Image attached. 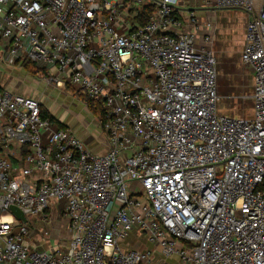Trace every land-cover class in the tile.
<instances>
[{
  "label": "built area",
  "instance_id": "1",
  "mask_svg": "<svg viewBox=\"0 0 264 264\" xmlns=\"http://www.w3.org/2000/svg\"><path fill=\"white\" fill-rule=\"evenodd\" d=\"M195 1L0 0L6 62L55 67L49 85L101 103L108 145L0 84V264H264V0H203L250 16V117L219 109ZM57 215L68 235L51 246Z\"/></svg>",
  "mask_w": 264,
  "mask_h": 264
},
{
  "label": "rangeland",
  "instance_id": "2",
  "mask_svg": "<svg viewBox=\"0 0 264 264\" xmlns=\"http://www.w3.org/2000/svg\"><path fill=\"white\" fill-rule=\"evenodd\" d=\"M191 5L197 10L201 22L210 19L213 22L215 32L214 36V51L217 57V90L220 95L219 109L227 115H235L237 117H250L252 114L253 101L251 99L252 85L250 70L245 66L241 59V50L246 31V26L249 20V14L240 8H210L205 9L206 5L203 0H196ZM137 8L138 5H135ZM204 31H201L203 34ZM2 47L0 46V53ZM230 65H236L238 70H241V77L244 80V85L241 91L232 90L233 82L240 84L241 80L238 75L230 77L227 67L220 63L224 62ZM226 69V70H225ZM7 72V66L0 62V76H4ZM233 79V80H232ZM239 80V81H238ZM63 91V93H62ZM50 114L63 123V127H71L74 131L79 130L82 138H88L90 143L101 145V112L103 106L100 103L89 101L85 96H78L76 91L70 85L59 89H51L46 95L42 105ZM76 132V131H75ZM79 133V132H78ZM101 142V143H100ZM106 151V150H105ZM104 151V152H105ZM103 152V153H104ZM33 228H39V224L35 220H29ZM40 229V228H39ZM51 229V230H50ZM42 233L45 230L50 231L49 236L44 235L49 239L52 236L51 243H59L58 238L63 240L68 235L66 229V220L60 216L50 223V228L40 229Z\"/></svg>",
  "mask_w": 264,
  "mask_h": 264
},
{
  "label": "crops",
  "instance_id": "3",
  "mask_svg": "<svg viewBox=\"0 0 264 264\" xmlns=\"http://www.w3.org/2000/svg\"><path fill=\"white\" fill-rule=\"evenodd\" d=\"M214 36H215V32L213 34V43H212L213 50H214V41H215ZM1 49L2 50L0 53V62L3 63L5 66H7V72H8L4 76H2V77L0 76V84H2L4 87L8 88L9 90H11L12 92H15V93L32 95V96L40 99V101L42 102V105L45 101L46 95L50 92L51 89H53V90H55V89L61 90L62 89V88H56L52 85H49L47 83V81L45 80V78H43L40 75V74H42V72L43 73L57 74L58 73L57 68L49 67L46 65H44V67H43L42 66L43 64H41V63H32L29 61H21V60L18 61L15 65H9L6 62V54L4 53L3 48H1ZM220 64L224 67H227V70H229L228 74H230L231 78H233V75L235 74V75L239 76L240 80L242 79L240 84H235L234 82L232 83L234 85L233 86L234 89H232V90L236 89V91H238V92L241 91L242 86L244 85L243 84L244 80L241 77V75L239 74V73H241V70H238L236 68L235 64H233V67L231 68V66L227 65L225 63V61L221 62ZM251 84H252V77H251ZM62 93H63V91H62ZM101 124H102V122H101ZM69 128H71V127H69ZM101 129H102V125H101ZM75 131L77 133L79 132L78 134L80 135L79 130L75 129ZM101 133H102L101 134L102 144L100 146L97 144L90 143V141H88L89 140L88 138H83L86 145L89 148H91L94 152L99 153V154L103 153L108 147L107 138H106L105 133L103 132V129H102ZM81 135L83 136V134H81ZM43 227L49 229L50 224L45 225ZM48 241L54 242L52 240V236ZM53 245H54V243L53 244L51 243V246H53Z\"/></svg>",
  "mask_w": 264,
  "mask_h": 264
},
{
  "label": "trees",
  "instance_id": "4",
  "mask_svg": "<svg viewBox=\"0 0 264 264\" xmlns=\"http://www.w3.org/2000/svg\"><path fill=\"white\" fill-rule=\"evenodd\" d=\"M141 9H143V10L141 11L140 20H142V22H143L149 16V14L152 12L153 5L152 6L151 5H145ZM42 111H43L44 118L50 119L52 122L57 123L59 126H62V127L65 126V125H63V123L61 121H59L52 114H50L47 109H45V108L42 107ZM101 117H102L101 122H103V119H104V109H102Z\"/></svg>",
  "mask_w": 264,
  "mask_h": 264
},
{
  "label": "water",
  "instance_id": "5",
  "mask_svg": "<svg viewBox=\"0 0 264 264\" xmlns=\"http://www.w3.org/2000/svg\"><path fill=\"white\" fill-rule=\"evenodd\" d=\"M12 211L15 213V215L19 218V219H22L24 221H27V218L26 216L24 215V213L19 210L17 207H11Z\"/></svg>",
  "mask_w": 264,
  "mask_h": 264
}]
</instances>
